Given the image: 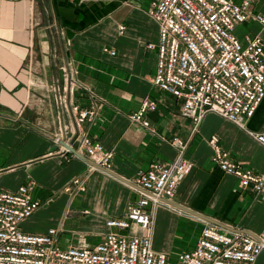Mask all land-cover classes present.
<instances>
[{
  "label": "crops",
  "instance_id": "crops-1",
  "mask_svg": "<svg viewBox=\"0 0 264 264\" xmlns=\"http://www.w3.org/2000/svg\"><path fill=\"white\" fill-rule=\"evenodd\" d=\"M151 3L0 0V190L28 185L42 202L21 223L23 230L43 233L56 227L62 243L94 244L111 230L107 219L123 216L128 204L142 196L141 190L93 168L55 141L60 121L72 123L71 114L56 104L67 62L82 86L72 101L96 111L83 127L114 151L111 169L133 181L139 168L176 157L172 140L177 136L187 143L186 156L194 165L173 200L236 230L264 236V196L242 188L236 176L212 160L209 138L217 134L237 162L261 172L264 146L215 112L196 127L182 114V99L154 84L158 50L147 43L158 42L159 23L149 13ZM251 8L264 15V0H254ZM245 23L264 39L262 23L254 17ZM243 25L235 31L245 40L249 33H243ZM145 98L158 104L148 112L155 131L129 119ZM246 125L264 131V99ZM76 177L81 185L73 184ZM206 222L159 204L152 228L155 249L174 258L195 245ZM255 264H264V249Z\"/></svg>",
  "mask_w": 264,
  "mask_h": 264
},
{
  "label": "built area",
  "instance_id": "built-area-1",
  "mask_svg": "<svg viewBox=\"0 0 264 264\" xmlns=\"http://www.w3.org/2000/svg\"><path fill=\"white\" fill-rule=\"evenodd\" d=\"M253 1L152 0L149 13L159 23V40L148 42L147 47L158 50L154 84L182 99L181 112L196 127L209 112H215L240 125L264 146V131L246 125L264 99V39L249 34L242 40L235 33L236 26L250 17L264 25V15L251 8ZM62 69L64 86L61 91L58 88L56 104L71 114L72 123L60 121L55 141L65 140L94 162L111 168L114 151L83 127L96 111L81 109L72 101L82 86L67 62ZM157 106L155 100L145 98L129 119L155 131L148 112ZM172 143L177 147L173 160L139 168L133 180L155 195L141 191L142 196L128 204L123 216L107 219L111 230L94 244L62 243L56 227L43 233L23 230L21 223L42 206L41 200L31 195L28 185L15 191L0 190V264H255L264 249V236L258 239L212 222L202 227L193 247L179 251L174 258L155 249L154 209L167 204L160 197L175 198L194 165L186 156L187 143L177 136ZM209 143L212 160L225 173L236 176L242 188L264 196V172L237 162L217 134L210 136ZM73 184L81 185V178L76 177Z\"/></svg>",
  "mask_w": 264,
  "mask_h": 264
},
{
  "label": "water",
  "instance_id": "water-1",
  "mask_svg": "<svg viewBox=\"0 0 264 264\" xmlns=\"http://www.w3.org/2000/svg\"><path fill=\"white\" fill-rule=\"evenodd\" d=\"M60 143H61L63 146H65L70 152L74 153L76 156H78L79 158H81V159H83L84 161H86L89 165H91V166H93V167H95V168H98V169H100V170H102V171H104V172H106V173H108V174H110V175H112V176H114V177H116V178H118V179H120V180L126 182L127 184L136 187L137 189H139V190H141V191H143V192H145V193H148V194L153 195V196L155 195V194H153L152 192L147 191V190L141 188V187H140L139 185H137L134 181H132V180H130V179H128V178H125V177L122 176L121 174L115 172L113 169H111V168H107V167H104V166H102V165H100V164L94 162V161L91 160L89 157H87L85 154H83L82 152L78 151V150L76 149V147L73 146L71 143H69V142H67V141H65V140H60ZM160 199H161L163 202H165V203H167V204H169V205H171V206H173V207H175V208H178V209H180V210L186 211V212H188V213H190V214H193V215H195V216H197V217H199V218H202V219H204V220H207V221H210V222L216 223V224H218V225H220V226H223V227H225V228H227V229H230V230H236L235 228L229 226L228 224H225V223H223V222H220V221H218V220H216V219H214V218H212V217H210V216H207L206 214H203V213H201V212H198V211H196V210H194V209H192V208H190V207H187V206H185V205H183V204L177 202L176 200L169 199V198H165V197H160ZM236 231H240V230H236ZM244 231H246V230H244ZM246 232H248V231H246ZM248 233H251V232H248ZM251 235H253L254 237L260 239V236H259L258 234L251 233Z\"/></svg>",
  "mask_w": 264,
  "mask_h": 264
},
{
  "label": "rangeland",
  "instance_id": "rangeland-1",
  "mask_svg": "<svg viewBox=\"0 0 264 264\" xmlns=\"http://www.w3.org/2000/svg\"><path fill=\"white\" fill-rule=\"evenodd\" d=\"M244 24V25H243ZM246 23L244 22V23H242V25H243V29H242V31H243V33H244V31H246L247 33H249L250 35H255L253 32H251V31H249V28H248V26H247V24L245 25ZM236 32V34L238 33V29L235 31ZM238 35V34H237ZM241 37V36H240ZM242 38H244V37H242ZM241 38V39H242Z\"/></svg>",
  "mask_w": 264,
  "mask_h": 264
}]
</instances>
